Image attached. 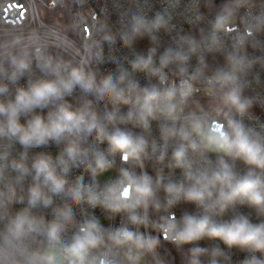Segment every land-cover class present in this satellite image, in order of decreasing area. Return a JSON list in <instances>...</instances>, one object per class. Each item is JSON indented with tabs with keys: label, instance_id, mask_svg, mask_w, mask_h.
<instances>
[{
	"label": "clouds",
	"instance_id": "obj_1",
	"mask_svg": "<svg viewBox=\"0 0 264 264\" xmlns=\"http://www.w3.org/2000/svg\"><path fill=\"white\" fill-rule=\"evenodd\" d=\"M230 17V11L220 15L215 30L226 29L230 24ZM165 24L164 17L159 14L150 23L137 17L133 21L132 33L135 36L151 35L154 29H159ZM87 31L90 33L91 29ZM251 34L246 32V35ZM104 38L109 43L113 42L111 35ZM152 39L155 40V37ZM124 42L128 44L130 40L125 37ZM46 47V41L35 31L27 36L15 35L10 41H0V74L15 82L30 69L31 61L35 58L38 67L53 77L30 81L27 87L17 89L13 99L0 100V117L6 122L7 132L17 136L20 144L26 148L44 145L49 141L59 143L66 136L76 139L67 143L64 153L55 160L50 155L43 154L34 159L31 164L34 176L28 193L29 207L17 212L4 229L0 230V264H97L93 253L100 249L106 240L116 248L127 249L126 258L129 264H140L145 254L152 253L157 248V237L145 235L139 230L133 231L127 225L106 231L93 217L80 224L78 232L70 242L62 243V233L68 224L73 223L70 208L56 209L51 221L30 214V208L41 204L48 207L52 203V195L49 193L58 195L65 192L69 161L76 164L86 155L87 150L81 148L78 141L94 136L96 140L106 141L108 144L107 154L93 152L92 163L87 165V170L94 177L108 172L114 166V157L117 154L123 163L134 162L140 168H143V161L149 154V141L143 135L120 129L108 131L102 121L106 119L112 123L115 120L114 114L101 118L90 107L81 106L74 109L64 101V97L79 86L86 93L95 92L100 99L128 103L122 87L125 75L121 74L115 79L106 76L97 84L95 75L87 72L82 65L62 69L63 62L48 54ZM196 47L195 42L189 43V50L193 54ZM219 48L220 45L214 36L208 50L218 51ZM243 48V42H239L238 51ZM153 55L154 50L146 58L138 57L132 65L133 69L150 71ZM100 56L101 51L98 49L96 57ZM188 60L187 55L167 50L160 58V67L164 69L172 64L179 65V85L144 90L133 105L135 111L130 110L126 117L120 118L121 123H131L144 131L149 130L151 120L162 118L165 121L160 129L164 148L160 150L157 162L163 163L169 142L178 141L179 146L172 151L171 166L182 171L187 183H163L162 172H158L153 180L147 173L135 174L129 169L121 168L119 177L107 182L100 191L79 182L68 188L67 192L73 204L86 202L92 207L100 206L113 214L123 213L130 224L137 228L151 226L177 246L191 244L207 237L219 239L229 248L238 247L264 253V223H252L243 215L222 223L212 218L217 209L219 213H223L236 203L246 204L264 213V142L258 133L254 136L242 119L237 118L245 116L252 107V100L243 94L241 75L251 69L255 61L244 54L229 53L226 55L227 67L218 69L210 78L211 83L206 85L209 92H221L222 108L216 110V115L223 117L224 122L221 123L210 119L207 113L202 116L194 113L183 115L184 106L197 91L195 84L202 75L200 71L189 74L186 67ZM200 62L203 63L202 60ZM6 65L12 69L10 73ZM163 83L164 79L161 77V84ZM129 90L136 91V85L129 82ZM7 91L6 85H0V94ZM50 106L47 116L34 114L36 109ZM22 114H33L27 126L19 123ZM3 131L4 129L0 128V133ZM151 151L153 154L157 152L154 141ZM189 152L200 155L215 154L216 167L194 168ZM225 158L242 161L248 168L247 172L242 176L238 175ZM6 160V154L0 155V161ZM5 167L6 164H0V178L3 177ZM11 167L21 177L30 171L23 160L12 161ZM160 190L165 194L163 202L157 195ZM4 195L9 201L14 199L11 185H7V192H0V196ZM181 200L194 203L203 209V214H185L177 221L168 209ZM0 206H3L2 202ZM150 211L167 215H160L153 221L149 215ZM37 236L45 238V247H32ZM202 251L200 248L191 250V264H199L197 257ZM218 254V250L214 251V255ZM98 264H110V261L104 259Z\"/></svg>",
	"mask_w": 264,
	"mask_h": 264
},
{
	"label": "built area",
	"instance_id": "obj_2",
	"mask_svg": "<svg viewBox=\"0 0 264 264\" xmlns=\"http://www.w3.org/2000/svg\"><path fill=\"white\" fill-rule=\"evenodd\" d=\"M164 17L165 26L154 29L151 35L135 36L132 33L134 18L140 17L147 22L155 20L157 15ZM220 15H225L214 10H206L204 0H0V41L11 40L13 36L22 34L27 36L35 31L39 37L46 41L45 51L56 60L62 61V69L69 66L82 65L87 72L93 73L97 84L106 76L114 79L121 74L125 75L122 87L125 90V99L128 103L113 102L108 99H100L95 92H84L79 86L74 88L70 95L64 97L74 109L81 106L90 107L101 118L108 114H114L115 120L109 123L103 119L108 131L120 129L130 131L137 135H143L149 141L148 158L143 161V168L134 162L123 163L117 154L114 157V166L109 170L114 173L115 180L119 177L120 169H129L135 174L147 173L155 177L158 172L164 175L163 183L185 181L182 171L171 166V156L174 148L179 146L178 141H170L163 163L157 162L160 150L164 148L161 139V125L165 123L162 118L150 121V128L144 131L131 123H121L120 118L126 117L130 110L135 111L138 97L142 96L144 90L153 87L163 89L169 85H179L180 78L177 74L179 65L172 64L161 69L160 58L171 49L189 57L186 65L189 74L200 71L202 75L195 84L197 91L189 98L184 106V116L194 113L197 116L208 114L210 119H216L223 123V117L216 115V110L222 108L220 105L221 92L219 90L209 92L206 85L210 84V78L218 69L227 67L226 55L244 54L254 60V66L245 74L241 75V83L244 86V95L252 100V107L242 119L245 126L252 130L255 136L259 134L264 142V0H240L236 3L234 14L230 17V24L226 29L216 31L215 24ZM91 29L89 33L87 30ZM246 32L252 33L246 35ZM111 35L113 42L109 43L104 37ZM90 36V39H89ZM155 37V40L152 37ZM216 37L220 48L218 51H209L208 47L213 37ZM130 43L125 44L124 38ZM243 42V50H239V42ZM197 45L195 54L190 52L189 43ZM101 51L100 58L96 57L97 50ZM154 50L151 70H134L132 65L138 57H147ZM203 61L201 63L200 61ZM7 71H12L6 65ZM161 77L164 83L161 84ZM41 78H53L50 74L42 71L35 58L31 61V67L25 71L20 78L13 82L8 76L0 74V85H6L8 91L0 94V100L13 99L20 87H27L30 81ZM129 82L136 85V91L129 90ZM59 103V101H58ZM51 106L44 109H36L34 114L47 116ZM21 115L19 123L27 126L31 116ZM183 118V117H182ZM0 155L6 154L7 160L0 161L6 164L3 177L0 178V192H7V185L14 190V199L9 201L7 196H0V230H3L8 221L17 213L28 208L29 188L33 183L34 171L31 164L39 155H50L54 160L64 153L67 143L75 140V137L66 136L59 143L49 141L40 146L25 147L20 144L17 136L7 132L6 122L0 117ZM155 142L157 152L151 151V144ZM81 148L87 150L86 155L81 157L76 164L69 161V170L65 176L67 180L66 190L58 195H52V203L48 207L42 204L30 208V214L43 217L46 221L54 218L55 210L58 208H70L73 223L66 226L62 233V243L70 242L73 235L78 232L80 224L90 218H96L106 231L114 230L121 225H127L133 231L139 230L145 235H152L159 239V244L154 252L146 254L155 259L158 264H166L163 258L165 248H174L191 251L200 248L208 254L209 264H264V253L238 247L229 248L219 239L204 238L191 244L177 246L166 239L162 233L154 230L151 226H134L127 220L125 214H113L100 206L92 207L86 202L73 204L67 189L82 182L85 186H92L97 191L103 189L104 184L100 181V175L93 176L87 165L92 163L93 152L107 154V142H100L94 136L86 140L78 141ZM193 166L196 169L204 167L215 168L217 157L205 153L203 155L189 152ZM65 159L67 156L65 155ZM113 159V157H109ZM234 167L238 175H244L248 168L239 160L227 159ZM23 162L29 167V174L21 177L11 167L12 161ZM83 161V162H81ZM58 172L60 168H57ZM108 171V172H109ZM104 174V173H103ZM110 180V181H112ZM47 191V189H45ZM161 191V202L165 194ZM159 191V192H160ZM173 213L177 221L183 215L191 214L199 216L203 209L194 203L181 200L178 204L168 209ZM149 215L153 221L160 215L150 211ZM248 217L252 223H264V213L249 207L246 204L236 203L228 209L213 215L217 222H227L238 216ZM46 240L43 236H37L32 243L33 248H43ZM218 250L219 254L214 255ZM126 248H116L107 240L105 244L93 253L97 261L108 259L110 264H129L126 258ZM149 262V260H148Z\"/></svg>",
	"mask_w": 264,
	"mask_h": 264
},
{
	"label": "rangeland",
	"instance_id": "obj_3",
	"mask_svg": "<svg viewBox=\"0 0 264 264\" xmlns=\"http://www.w3.org/2000/svg\"><path fill=\"white\" fill-rule=\"evenodd\" d=\"M209 155L215 156V154L208 153ZM114 178V173L112 171L105 172L100 176V181L102 184H106ZM165 254L163 256L166 264H191L192 255L191 251L187 250H177L174 248H165ZM199 257H197L198 259ZM149 260V262H148ZM140 264H158L154 258L151 256L148 258L145 254Z\"/></svg>",
	"mask_w": 264,
	"mask_h": 264
},
{
	"label": "trees",
	"instance_id": "obj_4",
	"mask_svg": "<svg viewBox=\"0 0 264 264\" xmlns=\"http://www.w3.org/2000/svg\"><path fill=\"white\" fill-rule=\"evenodd\" d=\"M238 1L240 0H204V7L206 10H214L222 14H227V12L230 11L232 16L234 14L235 5ZM255 1H263V0H255ZM157 195L161 200V191L158 192ZM198 257H199L198 258L199 264H209L208 254L206 252H202L201 255H199Z\"/></svg>",
	"mask_w": 264,
	"mask_h": 264
}]
</instances>
